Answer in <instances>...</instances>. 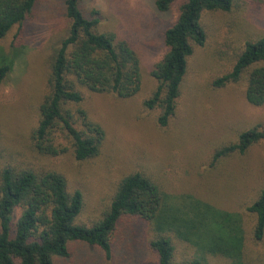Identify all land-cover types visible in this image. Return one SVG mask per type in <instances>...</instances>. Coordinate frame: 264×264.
Listing matches in <instances>:
<instances>
[{"label":"trees","instance_id":"16d2710c","mask_svg":"<svg viewBox=\"0 0 264 264\" xmlns=\"http://www.w3.org/2000/svg\"><path fill=\"white\" fill-rule=\"evenodd\" d=\"M87 1L62 0L63 26L48 46L44 92L29 134L35 163L10 155L0 162V264H55V259L68 258L76 244L109 259L118 249V227L127 219L147 227L146 244L156 264H207L208 256L244 264L247 232L255 242L264 238V186L239 213L188 195L168 194L152 178L133 172L118 181L101 216L84 224L79 221L82 191L71 189L62 173L36 165L38 156L70 153L78 163L95 158L104 131L88 117L86 100L91 94L128 99L140 89L136 52L126 39L102 29L99 11ZM42 2L0 0V42L16 28L9 50L0 48V87L26 55L23 27ZM153 5L159 14L177 6L174 23L162 34L165 53L150 73L155 87L142 102L145 110L156 112V124L163 128L176 113L189 58L207 40L204 15L230 13L234 0H153ZM232 56L231 69L214 79L212 87L240 84L248 104L264 106V35L247 39ZM263 141L260 125L239 130L235 141L217 149L212 161L245 155ZM174 239L190 246L193 255L179 259Z\"/></svg>","mask_w":264,"mask_h":264},{"label":"rangeland","instance_id":"374dc122","mask_svg":"<svg viewBox=\"0 0 264 264\" xmlns=\"http://www.w3.org/2000/svg\"><path fill=\"white\" fill-rule=\"evenodd\" d=\"M44 3H48L46 7ZM87 6L99 11L103 30L115 32L131 44L140 60V89L128 99L91 94L86 100L88 117L104 131L95 158L78 163L70 153L38 156L36 165L62 173L71 189L82 191L84 207L79 221L84 224L101 216L118 181L133 172L152 178L168 194L188 195L221 210L242 212V205L264 186V141L242 156L234 154L217 162L212 156L234 142L239 130L264 127V106L248 104L240 84L215 89L211 83L229 72L236 48L264 35V0H234L230 13L204 15L207 40L189 58L176 113L163 128L156 124V112L145 110L142 102L155 87L150 73L165 53L162 34L174 23L177 6L167 14L157 13L153 0H88ZM63 15L62 0H43L34 19L29 18L23 27L28 50L0 87V162L10 155L35 163L29 134L44 92L48 46L63 26ZM15 29L0 42L5 52ZM42 32L45 36L41 38ZM246 220L251 228L252 222ZM146 230L143 223L124 220L117 230L118 249L109 259L92 247L76 244L68 258L54 263L156 264V256L147 248ZM247 233L243 263L264 264V238L255 242ZM174 241L179 259L193 255L190 246ZM207 264L230 262L208 256Z\"/></svg>","mask_w":264,"mask_h":264}]
</instances>
